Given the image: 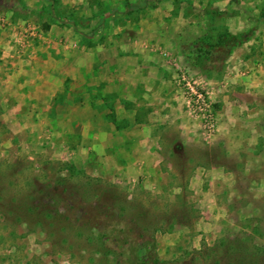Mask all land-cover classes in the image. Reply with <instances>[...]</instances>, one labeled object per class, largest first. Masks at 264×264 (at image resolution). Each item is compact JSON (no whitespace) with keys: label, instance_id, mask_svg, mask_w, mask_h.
Masks as SVG:
<instances>
[{"label":"rangeland","instance_id":"374dc122","mask_svg":"<svg viewBox=\"0 0 264 264\" xmlns=\"http://www.w3.org/2000/svg\"><path fill=\"white\" fill-rule=\"evenodd\" d=\"M124 261L264 264V0H0V264Z\"/></svg>","mask_w":264,"mask_h":264},{"label":"built area","instance_id":"2783aa9c","mask_svg":"<svg viewBox=\"0 0 264 264\" xmlns=\"http://www.w3.org/2000/svg\"><path fill=\"white\" fill-rule=\"evenodd\" d=\"M32 34L33 31H28ZM177 84L182 88L183 94L191 111L198 116L208 129H214L216 122V112L209 99L208 93L198 84L192 75L186 71H181L176 78Z\"/></svg>","mask_w":264,"mask_h":264},{"label":"crops","instance_id":"0c3cea01","mask_svg":"<svg viewBox=\"0 0 264 264\" xmlns=\"http://www.w3.org/2000/svg\"><path fill=\"white\" fill-rule=\"evenodd\" d=\"M30 59L31 58H28V59L20 58L18 60L14 59L15 61H13V59H12V63L15 64L16 66L13 64L9 66V68H10V71L8 72L9 79H12V80L15 79L19 74V72H15L16 69H18V67H20V64H23L24 61L30 60ZM9 60H11V59H9ZM17 63H18V65H17ZM9 79H8V81H9Z\"/></svg>","mask_w":264,"mask_h":264},{"label":"trees","instance_id":"16d2710c","mask_svg":"<svg viewBox=\"0 0 264 264\" xmlns=\"http://www.w3.org/2000/svg\"><path fill=\"white\" fill-rule=\"evenodd\" d=\"M133 6H135V4H133ZM206 52H209V50H208V51H206ZM122 208H123V207H122ZM109 236L111 237V235H109ZM109 236H108V237H109ZM108 237H107V238H108ZM121 262H123V261H121ZM125 262H127V261H124V263H123V264H126Z\"/></svg>","mask_w":264,"mask_h":264}]
</instances>
